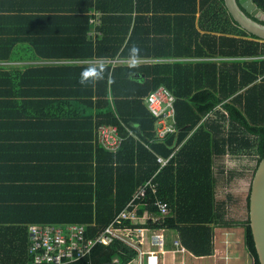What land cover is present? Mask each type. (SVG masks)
<instances>
[{"label":"trees","instance_id":"trees-1","mask_svg":"<svg viewBox=\"0 0 264 264\" xmlns=\"http://www.w3.org/2000/svg\"><path fill=\"white\" fill-rule=\"evenodd\" d=\"M252 1L264 12V0ZM82 2L88 4L86 10L93 6L92 1ZM95 4L104 13L97 28L101 36L94 41L86 36L91 27L88 24L89 16L84 15L83 35L74 44L76 53L43 55L84 59L93 56L115 57L120 52L124 56H218L224 59L219 63L141 64L120 66L113 70L110 66L81 65L69 68L72 72L77 70V74L74 73L79 78L77 90L57 86V82L50 85L47 89L51 96H62L66 93L65 89H74V94L79 96L74 103H60L78 105L86 139H93L98 125L113 124L119 127L124 140L117 152L108 151L97 142L94 147L91 143L87 145L90 148L89 156L80 159L78 183L64 186L67 189L64 192L68 193L66 199L70 193L69 200L78 201L69 202L59 211L46 210L42 216L46 221L43 224L83 223L87 226L86 236H96L128 204L136 190L157 172L160 167L157 155L170 156L187 138L177 155L155 176L157 191H147L140 200L144 207L138 209V213L155 215L159 212L156 201L167 202L171 212L164 218L163 227L176 229L185 246L195 254H209L213 247V226L227 222L221 221L225 215L221 212L223 203L216 197L212 168L214 156L227 151L236 155L254 152L258 157L257 164L264 156V40L239 26L227 10L225 0H96ZM162 6L176 12L172 16H158L156 12ZM205 9L209 20L216 21L222 34L212 31L202 33L197 29L196 13ZM136 11H148L150 14L139 16ZM119 13L121 15H117ZM134 13L137 14L135 19L132 16ZM159 18L174 20L178 25L170 28V32L176 35L187 32L191 39L178 41L156 37L155 47L152 46L154 39L150 37L154 32L149 23ZM4 19L5 16H0V22ZM131 21L134 24L130 38L122 46ZM259 21L264 24V20ZM0 34L3 32L0 31ZM65 44L63 41L57 45ZM0 46L8 47L10 44L0 38ZM15 57L1 54L0 50V59ZM49 73L52 76L56 73L66 74V69L54 68ZM138 73L143 77L137 78ZM17 77L27 75L16 70H0V94L7 86L12 87L7 85V81L14 84L13 80ZM161 84L176 96L179 132L168 135L164 140H157L156 119L144 105L143 97ZM109 86L113 104L108 99ZM67 93L70 94L69 91ZM1 104L12 103L0 102V108H3ZM58 104L57 100L49 101V116L57 114ZM219 106L226 112L219 113ZM66 110L71 116V107ZM213 111H217L220 117L208 118L199 125L201 119ZM54 187V182L46 185L47 190L57 194L60 187ZM247 204L249 211V194ZM2 210L0 208V264L30 263L29 225L23 228L8 223L10 218ZM140 225L159 227L152 224L151 219ZM246 240L255 264H260L249 218L246 222ZM137 255V250L115 240L109 245L95 246L90 257L70 264H128Z\"/></svg>","mask_w":264,"mask_h":264},{"label":"crops","instance_id":"crops-1","mask_svg":"<svg viewBox=\"0 0 264 264\" xmlns=\"http://www.w3.org/2000/svg\"><path fill=\"white\" fill-rule=\"evenodd\" d=\"M89 1L93 2V6L86 10L88 4L82 0H0V16H5V19L0 22V31L3 32L0 34V38L10 44L8 47L0 46L1 54L16 56L15 58L0 59V70H16L27 75L23 78L17 77L13 80L14 84L7 81V85H12V87L7 86L0 94V102L12 103L11 105L1 104L3 108H0V208L10 218L8 223H13L14 226L24 228L29 224L44 223L46 221L42 216L46 210L55 212L53 209H58L59 211L69 202L78 201H71V198L69 200L70 193L66 199L68 193L64 192L67 190L64 186L70 187L78 183L80 159L89 156L88 144L91 143L93 147L96 144L97 127H95V140L94 137L91 140L86 139V129L80 123L78 105L60 103L78 101L79 96L74 94V89H65L66 93L62 96H51L47 89L57 82V86L76 88L77 90L79 78L74 76V73L77 74V70L72 72L70 67L81 65L110 66L113 70L120 66H140L141 64L212 61L219 63L224 59L218 56H124L120 52L115 57L93 56L84 59L43 55L76 53L74 44L76 39L83 35L82 27H85V20L82 17L84 15L89 16L88 24L91 27L86 36L92 38L93 41L97 36H101V32L97 28L101 24V16L104 13L96 7V4L94 5L96 0ZM159 8L156 12L158 16H172L174 15L173 12H176L163 8V6ZM151 10L152 5L149 12ZM136 12L139 16L150 14L148 11ZM206 12L207 9L196 13L195 24L197 29L202 33L212 31L222 34V30H218L220 26H216V21L209 20ZM117 15H121V13ZM132 16L135 19L137 14L134 13ZM133 24L134 21H131L130 30L122 46H125L130 38ZM177 25L178 23L174 20L164 18L150 22L149 27H152V32H154L150 37L154 39L152 46L155 47L156 37H163L162 40L183 41L186 38L190 40L191 36H188L187 32L184 35L182 33L176 35L170 32L169 29L174 26L177 27ZM63 41H65V45H57ZM105 60H115L116 62L107 63L104 62ZM59 67L66 69V74L56 73L55 76H52L49 73L51 69ZM136 76L139 79L143 77L139 73ZM97 80L98 78H96ZM162 85L166 86L164 84L160 86ZM68 91L70 94L67 93ZM108 94V99L113 104L114 98L110 86ZM51 100H57L59 103L57 114L54 117L48 115V103ZM144 105L146 106L145 103ZM70 107L71 116L66 110ZM217 110H220L219 113L226 112L222 106H219ZM219 113L217 111L208 113L201 119L199 125L208 118H219ZM127 130L130 133L131 130L129 128ZM119 132L123 136L120 129ZM132 135L138 139L133 132ZM186 140L187 138L172 152V158L177 155ZM242 155L257 157L254 152L236 155L227 151L225 154H218L213 158L212 168L216 180V197L220 203H223L221 212L225 214L221 221L227 222H220L213 226V247L209 254L197 255L187 246L185 253L175 252L174 240L176 238L181 242L182 240L176 229L163 227L165 217H161L160 212L155 215L144 212L141 215L151 216L152 224L159 226L148 225L150 229L147 231L146 240L140 245L142 250L146 252L149 250L156 251L157 247L149 242L150 235L162 232L165 237V252L163 254L157 252L159 264H193L199 262L206 264H255L254 256L249 251L246 240V222L249 218V211L245 201L247 202L249 192L248 194L244 191L227 194L224 198H220L218 194V174L227 176L230 163ZM163 167L160 164L155 174L157 175ZM233 173L230 171V179L234 176ZM59 178L62 181H58ZM49 182H54L55 187H60L57 194L46 189ZM40 186H43L45 190L40 189ZM241 194L243 196H240ZM232 195L235 196L234 202L230 201ZM236 204L239 206V209L237 208L239 217L232 219L228 216L231 215L230 207L236 206ZM142 207H144L143 204L139 206V210ZM128 264H147L146 257L140 258L137 255Z\"/></svg>","mask_w":264,"mask_h":264},{"label":"built area","instance_id":"built-area-1","mask_svg":"<svg viewBox=\"0 0 264 264\" xmlns=\"http://www.w3.org/2000/svg\"><path fill=\"white\" fill-rule=\"evenodd\" d=\"M94 21V20H93ZM107 63H115V60H105ZM144 103L150 114L156 119L155 133L157 140H164L168 135L177 133L176 120V96L166 86H159L144 96ZM132 134V131H130ZM124 140L118 126L100 124L96 128V141L104 149L117 152ZM157 156L161 167L167 165L172 158ZM156 174L142 184L133 195L128 204L119 214L105 226L96 236H86V225L83 223H46L29 224V254L32 256L28 264H70L78 260L90 257L95 246L109 245L115 240L127 244L137 250L138 257H146L147 264H159L158 253L163 254L165 237L162 232L150 235L149 242L157 247V250L143 251L141 244L146 240L149 227L140 224L146 223L151 218L149 215L138 214L140 203L148 190L157 191V183L154 181ZM161 217L170 213L169 204L163 200L156 201ZM126 221H129L128 224ZM132 223V224H131ZM137 224V225H136ZM175 252L185 253L186 246L176 238L174 240ZM117 261V259H114ZM89 264H92L89 262ZM206 264V263H193ZM215 264V263H211Z\"/></svg>","mask_w":264,"mask_h":264},{"label":"water","instance_id":"water-1","mask_svg":"<svg viewBox=\"0 0 264 264\" xmlns=\"http://www.w3.org/2000/svg\"><path fill=\"white\" fill-rule=\"evenodd\" d=\"M233 19L248 32L264 40V12L252 0H225ZM249 221L260 264H264V156L258 162L250 184Z\"/></svg>","mask_w":264,"mask_h":264},{"label":"rangeland","instance_id":"rangeland-1","mask_svg":"<svg viewBox=\"0 0 264 264\" xmlns=\"http://www.w3.org/2000/svg\"><path fill=\"white\" fill-rule=\"evenodd\" d=\"M258 157L242 155L236 158V161L230 163L228 167L229 173L226 175L217 176L218 180V194L220 198L226 197L227 194H235L244 191L246 194L249 192L251 180L253 177V172L257 166ZM230 171L234 172V176L230 179ZM218 172V171H217ZM240 196H243L241 194ZM231 202H234L235 196L232 195ZM247 204V202L245 201ZM230 214L228 215L232 219H238L239 215L237 213L238 204L236 206L230 207Z\"/></svg>","mask_w":264,"mask_h":264}]
</instances>
